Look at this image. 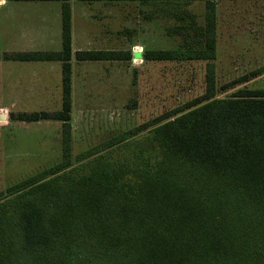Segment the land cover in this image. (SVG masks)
<instances>
[{"label": "trees", "instance_id": "1", "mask_svg": "<svg viewBox=\"0 0 264 264\" xmlns=\"http://www.w3.org/2000/svg\"><path fill=\"white\" fill-rule=\"evenodd\" d=\"M14 1L61 3L59 51L3 57L61 64V110L18 113L13 121L60 122L62 157L0 197V264H264V90L219 98L215 76L218 2L264 0H76L158 7L182 47L146 50L141 59L205 63L202 95L132 131H147L158 152L137 150L118 162L99 155L79 168L70 165L72 57L125 62L134 55L73 52L70 0ZM194 4L200 15L186 9Z\"/></svg>", "mask_w": 264, "mask_h": 264}, {"label": "rangeland", "instance_id": "2", "mask_svg": "<svg viewBox=\"0 0 264 264\" xmlns=\"http://www.w3.org/2000/svg\"><path fill=\"white\" fill-rule=\"evenodd\" d=\"M73 7V52L113 49L143 54L182 47L179 37L167 33L172 21L158 7L137 2H74ZM186 9L199 15L203 11L200 4ZM217 21V96L224 98L239 89L264 90V71L251 76L264 68V1H219ZM49 46L38 50L59 51L60 32H55ZM20 63L17 76L24 79L20 85L12 89L11 84H0V108L4 106L0 109L1 198L7 197L9 187L51 169L62 157L60 122L13 121L18 113L61 110V64ZM71 64L72 168L85 166L99 155L118 162L124 157L132 160L137 150L158 152V146L147 140V131L136 135L132 131L205 90L203 62H77L72 57ZM244 76H249L248 81L225 88Z\"/></svg>", "mask_w": 264, "mask_h": 264}, {"label": "crops", "instance_id": "3", "mask_svg": "<svg viewBox=\"0 0 264 264\" xmlns=\"http://www.w3.org/2000/svg\"><path fill=\"white\" fill-rule=\"evenodd\" d=\"M74 2L80 3L76 0H70L72 28L74 21ZM238 2L250 3L259 1ZM114 4L112 3V5ZM55 32H60L61 36L60 2L3 0V3H0V57L16 53L43 51L38 49L48 47ZM132 55H134L132 60L141 59L137 58V55H141L140 53H132ZM2 62L12 64L0 65V84L4 86L11 84L10 88L16 89L21 81L24 80L17 76L20 73L19 70L22 69V63L0 60V63ZM12 84H15L14 87H12Z\"/></svg>", "mask_w": 264, "mask_h": 264}, {"label": "clouds", "instance_id": "4", "mask_svg": "<svg viewBox=\"0 0 264 264\" xmlns=\"http://www.w3.org/2000/svg\"><path fill=\"white\" fill-rule=\"evenodd\" d=\"M0 3H3V0H0Z\"/></svg>", "mask_w": 264, "mask_h": 264}, {"label": "water", "instance_id": "5", "mask_svg": "<svg viewBox=\"0 0 264 264\" xmlns=\"http://www.w3.org/2000/svg\"><path fill=\"white\" fill-rule=\"evenodd\" d=\"M1 118H2V116H1Z\"/></svg>", "mask_w": 264, "mask_h": 264}]
</instances>
